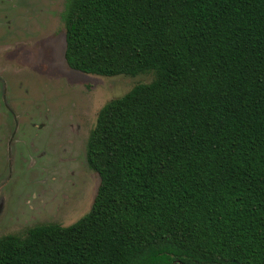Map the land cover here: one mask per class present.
Listing matches in <instances>:
<instances>
[{
    "label": "trees",
    "instance_id": "trees-1",
    "mask_svg": "<svg viewBox=\"0 0 264 264\" xmlns=\"http://www.w3.org/2000/svg\"><path fill=\"white\" fill-rule=\"evenodd\" d=\"M64 58L151 74L98 111L99 175L69 225L0 237V264H264V0H65Z\"/></svg>",
    "mask_w": 264,
    "mask_h": 264
},
{
    "label": "rangeland",
    "instance_id": "rangeland-1",
    "mask_svg": "<svg viewBox=\"0 0 264 264\" xmlns=\"http://www.w3.org/2000/svg\"><path fill=\"white\" fill-rule=\"evenodd\" d=\"M65 0H0V237L69 225L99 185L85 148L99 109L151 74L102 76L64 58Z\"/></svg>",
    "mask_w": 264,
    "mask_h": 264
}]
</instances>
